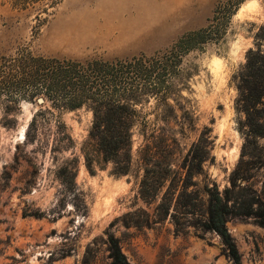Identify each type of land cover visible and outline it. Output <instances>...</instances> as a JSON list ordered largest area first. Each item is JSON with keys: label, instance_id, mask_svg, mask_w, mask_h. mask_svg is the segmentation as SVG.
<instances>
[{"label": "rangeland", "instance_id": "obj_1", "mask_svg": "<svg viewBox=\"0 0 264 264\" xmlns=\"http://www.w3.org/2000/svg\"><path fill=\"white\" fill-rule=\"evenodd\" d=\"M220 1L61 0L41 13L0 0V66L22 49L77 62L153 57L206 28ZM257 33L264 36V0H246L219 43L182 56L167 100L140 107L126 175H114L90 137L88 106L57 110L41 97L1 94L0 264H111L108 234L129 264H233L220 236L201 225L205 187L228 186L241 154L238 75L248 50L264 51ZM202 133L209 158L183 187V160ZM251 175L264 198V168ZM34 212L43 216H24ZM226 228L242 264H264V228L250 218Z\"/></svg>", "mask_w": 264, "mask_h": 264}, {"label": "trees", "instance_id": "obj_2", "mask_svg": "<svg viewBox=\"0 0 264 264\" xmlns=\"http://www.w3.org/2000/svg\"><path fill=\"white\" fill-rule=\"evenodd\" d=\"M7 1L16 9L33 7L46 13L61 0ZM245 1H220L206 28L183 35L170 50L149 58L140 55L130 59L77 62L45 58L22 49L14 57L3 59L0 95L4 94L12 102L41 97L57 110L73 111L88 106L93 116L90 137L96 140L103 159L113 163L114 175H126L131 163L132 129L140 119L142 104L151 97L166 101L171 80L179 74L182 56L201 50L208 43H219L231 18ZM256 39L264 36L257 33ZM237 90L236 106L245 115L241 154L229 174L228 186L222 190L215 183L205 187L208 198L201 228L219 235L232 263L242 264L226 222L232 218H250L264 228V198L250 183L251 174L264 168V156L259 153L264 150V145L259 143L264 139V51L260 48L247 51ZM34 124L33 117L28 129ZM208 145L209 139L202 133L184 158L183 187L189 186L193 176L202 172V165L209 158ZM158 207L163 208L164 204ZM24 216L40 218L43 214L34 212ZM105 243L111 264H129L113 234L107 235Z\"/></svg>", "mask_w": 264, "mask_h": 264}, {"label": "water", "instance_id": "obj_3", "mask_svg": "<svg viewBox=\"0 0 264 264\" xmlns=\"http://www.w3.org/2000/svg\"><path fill=\"white\" fill-rule=\"evenodd\" d=\"M42 101H43V100H42L41 98L38 99V102H39V103H42Z\"/></svg>", "mask_w": 264, "mask_h": 264}]
</instances>
